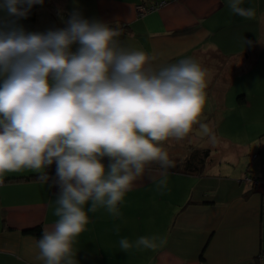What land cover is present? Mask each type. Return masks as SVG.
Masks as SVG:
<instances>
[{"label":"crops","instance_id":"obj_1","mask_svg":"<svg viewBox=\"0 0 264 264\" xmlns=\"http://www.w3.org/2000/svg\"><path fill=\"white\" fill-rule=\"evenodd\" d=\"M227 5L228 0H49L36 11L34 33L65 28L79 12L117 27L122 46L156 57L152 67L191 58L207 71L208 107L201 120L207 132L197 125L183 140L162 145L175 167L190 156L199 162L207 151L199 174L173 167L159 187V165H150L152 179L134 184L119 217L103 208L88 213L90 222L74 245L78 264H264V0H244L242 6L256 11L253 19ZM139 7L148 11L141 15ZM37 174L6 173L0 186V264H43L38 239L23 230H51L59 188L40 179L10 180ZM141 236L158 237V247L120 249V239ZM160 239L166 242L160 245Z\"/></svg>","mask_w":264,"mask_h":264},{"label":"clouds","instance_id":"obj_2","mask_svg":"<svg viewBox=\"0 0 264 264\" xmlns=\"http://www.w3.org/2000/svg\"><path fill=\"white\" fill-rule=\"evenodd\" d=\"M43 3L0 2V10L16 18L0 25V184L6 173L30 169L49 187L58 186V219L36 242L37 259L78 264L74 245L90 222L88 213L103 208L119 217L134 184L152 179L147 172L154 163L164 187L175 164L163 143L183 140L197 125L207 132L201 122L207 71L191 58L152 67L156 57L122 46L117 27L79 12L65 28L26 32L17 20ZM243 3L228 0L227 6L255 18V9ZM53 165L54 177L47 171ZM158 239L122 238L119 247L155 250Z\"/></svg>","mask_w":264,"mask_h":264},{"label":"trees","instance_id":"obj_3","mask_svg":"<svg viewBox=\"0 0 264 264\" xmlns=\"http://www.w3.org/2000/svg\"><path fill=\"white\" fill-rule=\"evenodd\" d=\"M48 1L49 0H44V3L42 5L37 4V5L33 6L31 11L29 12L28 16L26 18H21V19L17 20V24L19 26H22L26 32L34 33L36 11L39 8L43 7ZM13 19H16V18L15 17H9V16L2 18V19H0V25H3V24H5V23H7ZM207 156H208V152L206 151L204 154V158L203 157L199 158V162H194L192 160V157L190 156L184 163L174 167L173 169L175 171L185 173V174H191V175L192 174H199V172L201 171V168L204 164L205 158ZM104 163L105 164L108 163L107 158H105ZM153 165H157V164H153ZM47 171H48L50 176H54L55 175V165H53ZM39 176H40V174H37V175H30L28 177L12 178L10 180L15 181V180H22V179H24V180L39 179ZM23 233L24 234H31V235L35 236L38 240L42 237V229L40 226L23 230Z\"/></svg>","mask_w":264,"mask_h":264},{"label":"built area","instance_id":"obj_4","mask_svg":"<svg viewBox=\"0 0 264 264\" xmlns=\"http://www.w3.org/2000/svg\"><path fill=\"white\" fill-rule=\"evenodd\" d=\"M147 11H148L147 9H143L142 7H139V10H138L139 14H141V15L144 14V13H146ZM255 156L256 155H253V158H255ZM3 184H0V186H2Z\"/></svg>","mask_w":264,"mask_h":264},{"label":"rangeland","instance_id":"obj_5","mask_svg":"<svg viewBox=\"0 0 264 264\" xmlns=\"http://www.w3.org/2000/svg\"><path fill=\"white\" fill-rule=\"evenodd\" d=\"M1 13V12H0ZM6 17V16H5ZM0 19H2V18H0ZM262 116H264V112H262ZM259 142H261V140H259Z\"/></svg>","mask_w":264,"mask_h":264}]
</instances>
